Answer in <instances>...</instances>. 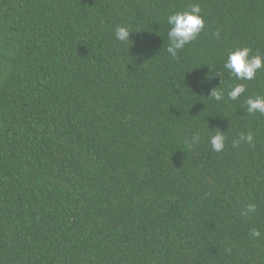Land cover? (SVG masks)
Segmentation results:
<instances>
[{
	"label": "trees",
	"instance_id": "trees-1",
	"mask_svg": "<svg viewBox=\"0 0 264 264\" xmlns=\"http://www.w3.org/2000/svg\"><path fill=\"white\" fill-rule=\"evenodd\" d=\"M192 3L204 30L173 58L167 15ZM245 46L264 54V0H0V264H264V115L245 103L264 70L223 68Z\"/></svg>",
	"mask_w": 264,
	"mask_h": 264
},
{
	"label": "clouds",
	"instance_id": "clouds-1",
	"mask_svg": "<svg viewBox=\"0 0 264 264\" xmlns=\"http://www.w3.org/2000/svg\"><path fill=\"white\" fill-rule=\"evenodd\" d=\"M167 24L169 30L167 32L168 46L167 53L176 58L178 51L183 50L186 45L196 40L202 33L205 27V18L202 15V8L199 3H192L190 7L183 11H176L167 15ZM134 30L128 25H119L115 29V37L120 42L132 41L130 35ZM219 39L220 32L217 30L214 33ZM250 47H236L228 51L227 59L224 61L223 68L228 70L230 76H234L240 81H251L256 78L258 71L264 70V54L259 52L252 55ZM220 74V73H219ZM247 88L243 83L234 85L227 91V97L230 100L238 99L241 94L246 93ZM210 97L216 101L224 99V90L222 88H213ZM246 110L249 114L259 113L264 115V95L248 96L246 101ZM218 128V127H217ZM227 137L224 131H216L210 135L208 142L211 145L213 152H221L225 149ZM201 135L193 133L191 143L199 144ZM241 144H254V136L251 132H241L237 139L232 142V147L235 148ZM257 212L255 203L245 205L243 215L251 216ZM262 233L258 228L250 229V237L260 238Z\"/></svg>",
	"mask_w": 264,
	"mask_h": 264
}]
</instances>
